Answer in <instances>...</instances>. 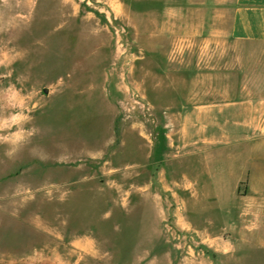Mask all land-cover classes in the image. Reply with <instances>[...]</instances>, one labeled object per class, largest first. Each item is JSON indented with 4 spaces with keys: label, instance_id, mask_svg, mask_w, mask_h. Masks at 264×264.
Returning a JSON list of instances; mask_svg holds the SVG:
<instances>
[{
    "label": "rangeland",
    "instance_id": "obj_1",
    "mask_svg": "<svg viewBox=\"0 0 264 264\" xmlns=\"http://www.w3.org/2000/svg\"><path fill=\"white\" fill-rule=\"evenodd\" d=\"M231 6L0 0V264H251L193 233L244 165L193 111L233 76Z\"/></svg>",
    "mask_w": 264,
    "mask_h": 264
},
{
    "label": "crops",
    "instance_id": "obj_2",
    "mask_svg": "<svg viewBox=\"0 0 264 264\" xmlns=\"http://www.w3.org/2000/svg\"><path fill=\"white\" fill-rule=\"evenodd\" d=\"M226 1L232 4L229 35L235 48L233 66L229 67H233V76L221 72L218 102L202 106L193 102V111L195 114L218 108L220 137L227 140L232 134L236 136L244 165L229 193L231 202L219 208L218 224L193 233L203 243H218L220 257L252 259L251 264H264V254H260L264 252V0H204ZM170 13L181 17L180 12ZM224 67L227 72V62ZM201 95L211 98L210 92Z\"/></svg>",
    "mask_w": 264,
    "mask_h": 264
}]
</instances>
